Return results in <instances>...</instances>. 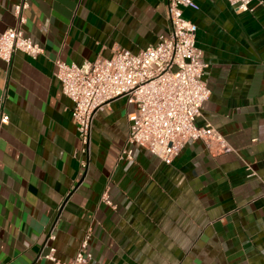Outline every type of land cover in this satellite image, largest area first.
<instances>
[{
	"label": "crops",
	"instance_id": "0c3cea01",
	"mask_svg": "<svg viewBox=\"0 0 264 264\" xmlns=\"http://www.w3.org/2000/svg\"><path fill=\"white\" fill-rule=\"evenodd\" d=\"M193 1L183 16L196 25L210 89L195 122L213 125L232 150L189 141L165 164L126 144L134 106L124 98L95 114L81 153L54 59L80 65L156 43L168 32L166 0H28L21 27L41 54L17 51L10 66L0 59V109L9 114L0 129V264H53L43 257L52 248L66 261L86 232L99 264H264V0L246 11ZM17 2L0 0V32L17 25Z\"/></svg>",
	"mask_w": 264,
	"mask_h": 264
},
{
	"label": "built area",
	"instance_id": "2783aa9c",
	"mask_svg": "<svg viewBox=\"0 0 264 264\" xmlns=\"http://www.w3.org/2000/svg\"><path fill=\"white\" fill-rule=\"evenodd\" d=\"M236 11L250 9L255 0H227ZM28 0L13 6L17 25L0 32V59L10 66L19 51L31 58L42 48L22 29V11ZM196 5L193 0H166L168 32L158 41L134 53L116 49L111 57H97L80 65L54 59V76L62 93L72 102L71 118L82 144L81 153L88 156L92 121L95 114L117 98L134 106L127 114V145H138L171 164L189 141H202L207 148L219 152L232 148L218 130L206 122L197 125L210 89L203 79L207 64L203 52L195 44L196 25L184 18L183 8ZM9 123V114L0 109V129ZM131 159L132 150H122ZM88 158L80 160L86 168ZM111 205L106 196L101 199ZM89 232L82 237L74 256L60 261L54 249L43 255L53 264H99L88 249ZM32 264H39L35 261Z\"/></svg>",
	"mask_w": 264,
	"mask_h": 264
}]
</instances>
